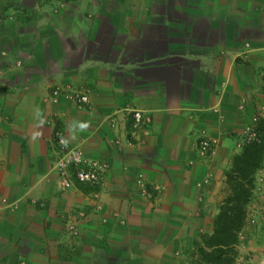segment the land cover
Here are the masks:
<instances>
[{"label":"crops","instance_id":"1","mask_svg":"<svg viewBox=\"0 0 264 264\" xmlns=\"http://www.w3.org/2000/svg\"><path fill=\"white\" fill-rule=\"evenodd\" d=\"M263 119L264 0H0V264H189ZM53 128L97 184L61 187ZM235 250L264 264V152Z\"/></svg>","mask_w":264,"mask_h":264},{"label":"trees","instance_id":"2","mask_svg":"<svg viewBox=\"0 0 264 264\" xmlns=\"http://www.w3.org/2000/svg\"><path fill=\"white\" fill-rule=\"evenodd\" d=\"M260 124L263 126V122ZM263 152L264 138L250 140L242 152L233 158L231 169L226 175V195L214 220L212 233L204 237L202 245L196 248L195 264H234V249L246 217L253 174L259 167Z\"/></svg>","mask_w":264,"mask_h":264},{"label":"built area","instance_id":"3","mask_svg":"<svg viewBox=\"0 0 264 264\" xmlns=\"http://www.w3.org/2000/svg\"><path fill=\"white\" fill-rule=\"evenodd\" d=\"M50 93L54 97L67 93L79 107H82L88 99L87 91L71 86H67L63 91L53 88ZM126 118L130 120V128L127 132L130 136L135 135L149 123V119L139 110H132L126 114ZM109 122L110 126L115 125L113 118H110ZM47 124H51V120L47 121ZM250 132L251 138L253 135L252 129ZM50 144L55 154L53 169L57 172L58 182L63 189H69L75 183L97 184L105 174L106 165L99 161L85 160L78 148L68 144L61 130L53 128ZM197 151L202 156L211 155L213 153V146L209 140L202 137L197 142Z\"/></svg>","mask_w":264,"mask_h":264},{"label":"rangeland","instance_id":"4","mask_svg":"<svg viewBox=\"0 0 264 264\" xmlns=\"http://www.w3.org/2000/svg\"><path fill=\"white\" fill-rule=\"evenodd\" d=\"M264 120V119H263ZM262 122V121H261ZM260 124V123H259ZM257 124V126L256 125H254L253 127H252V133H253V135L251 136V138L250 139H248V141H257L258 139H261V138H264V121H263V126L260 124ZM256 130V132H255V130ZM259 129H260V131H259ZM247 141V142H248ZM246 142V143H247ZM239 234V233H238ZM234 252H235V257H236V250L234 249ZM195 255V254H194ZM196 259H197V256H194L193 258H191L190 260H189V264H195V262H196ZM234 262H235V259H234Z\"/></svg>","mask_w":264,"mask_h":264}]
</instances>
